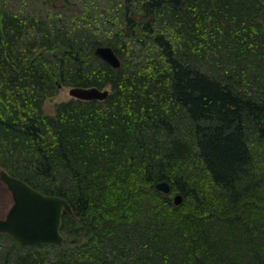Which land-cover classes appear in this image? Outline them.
<instances>
[{
    "label": "trees",
    "instance_id": "16d2710c",
    "mask_svg": "<svg viewBox=\"0 0 264 264\" xmlns=\"http://www.w3.org/2000/svg\"><path fill=\"white\" fill-rule=\"evenodd\" d=\"M126 2L115 32L0 0V169L73 208L61 246L0 233V264H264L263 211L241 201L208 219L204 193L186 206L200 194L190 163L232 203L264 183V0ZM60 84L112 92L47 113ZM229 219L242 237L220 225Z\"/></svg>",
    "mask_w": 264,
    "mask_h": 264
},
{
    "label": "rangeland",
    "instance_id": "374dc122",
    "mask_svg": "<svg viewBox=\"0 0 264 264\" xmlns=\"http://www.w3.org/2000/svg\"><path fill=\"white\" fill-rule=\"evenodd\" d=\"M4 1H5V5L9 9H13L15 11L22 10L24 12H29V11L37 12V11L42 10L43 12L51 13L52 16H60L62 19H66L67 17L69 18L73 17L78 22L87 21V23L94 25L96 29L111 28V29H114L116 32L124 27L127 28L126 25H123L124 23L123 19L125 16L124 10L126 7L125 3H127L126 0H50V1L48 0H4ZM71 87H72L71 85L70 86L69 85L59 86L58 93L55 96L47 98L45 105H44L45 111L47 113H53L57 103L61 101H68L71 99H79L70 93ZM103 88L109 89L110 92H112L111 85L109 84ZM198 169H200L199 175H198ZM188 170H191L189 173H191L192 178H195L198 181V183H200L199 185H197L198 190H199L197 191L198 193H200L198 194L199 198H198V195L190 196L189 203H186V206L188 207V209L194 210L196 202H198V199L206 196L208 199L211 198L213 202V205L205 209L207 211L206 212L207 215L205 217L208 219L212 218L211 216L215 215V212L219 214V213H223L224 209L232 210L231 208H235V207L237 208V203L241 207V201L243 202L244 205H247L248 209L253 208L255 210L258 209L260 212L262 211L264 212V183L263 185H261V188L258 190V192H257V188L255 189V196H252L250 193L247 194L246 196V195H242L239 192V195L232 196L234 198V203H232L230 202V199H228L227 193L224 192V190L220 186L215 185L213 181L208 178L201 164L197 165L195 163H190L188 165ZM262 174L263 172H261L260 175ZM184 175H186V171L184 172ZM173 182L175 184L179 183L176 180H173ZM180 184L184 185L186 184V181H183ZM185 188L187 189L188 193H191L192 189H190L188 185H186ZM160 192H163V191H160ZM177 193L179 192L176 190H173L171 197L174 199V196ZM203 193H204V196L202 197L201 194ZM183 197L184 199L181 204H183L186 201V197L185 196ZM13 204H14L13 193L9 189L7 184L4 181H2L0 178V217H5L7 213L9 212L10 208L13 206ZM198 209H199V206H198ZM251 215L255 216L256 213L251 212ZM222 221L224 222V220ZM226 224L227 223H224V224L221 223L220 225L223 228L225 225V228L228 229L229 232L227 230L226 231L228 232L229 236L232 238H240L242 237V233H245L244 231L241 230V225H237V220L229 219L228 225ZM5 244L6 243H5L4 237H0V252L3 251L1 249L3 248V245Z\"/></svg>",
    "mask_w": 264,
    "mask_h": 264
},
{
    "label": "water",
    "instance_id": "95a60500",
    "mask_svg": "<svg viewBox=\"0 0 264 264\" xmlns=\"http://www.w3.org/2000/svg\"><path fill=\"white\" fill-rule=\"evenodd\" d=\"M95 53L113 67L121 65V59L109 45L98 46ZM70 93L83 100H104L110 91L97 86H73ZM0 178L12 191L15 200L7 216L0 217V232L8 233L26 248L41 245L61 246L65 241L62 232L64 214L73 212L70 201L59 195L44 193L9 174L5 169L0 170ZM155 186L165 193L171 190V184L167 180L158 181ZM183 199V195L177 193L174 203L180 205Z\"/></svg>",
    "mask_w": 264,
    "mask_h": 264
},
{
    "label": "bare ground",
    "instance_id": "6f19581e",
    "mask_svg": "<svg viewBox=\"0 0 264 264\" xmlns=\"http://www.w3.org/2000/svg\"><path fill=\"white\" fill-rule=\"evenodd\" d=\"M241 91H245V90H244V88H243V89H241Z\"/></svg>",
    "mask_w": 264,
    "mask_h": 264
}]
</instances>
